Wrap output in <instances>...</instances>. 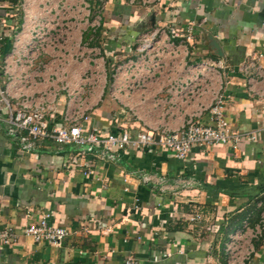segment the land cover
I'll return each instance as SVG.
<instances>
[{
    "label": "crops",
    "instance_id": "obj_1",
    "mask_svg": "<svg viewBox=\"0 0 264 264\" xmlns=\"http://www.w3.org/2000/svg\"><path fill=\"white\" fill-rule=\"evenodd\" d=\"M0 7L1 85L26 77L21 90L35 97L57 88L56 113L78 94L91 107L86 128L137 137L190 121L209 125L207 109L219 94L230 128L255 134L236 149L194 147L184 160L159 146L107 153L113 160L88 153L80 168L72 163L77 147L23 151L0 126V231L16 236L0 246V264H227L229 235L244 221L255 228L264 211L257 207L264 201V0H0ZM189 23L197 25L187 41ZM172 30L171 51L155 44L140 74L131 63L114 81L116 66L142 54L140 37L157 41ZM39 31L47 34L44 51L30 63L11 56L15 36L25 46ZM251 59L253 69L243 72ZM217 62L223 68L215 66L200 98L175 100L169 90L189 80L186 66ZM148 72L154 79L141 85ZM196 213L202 219L191 222ZM43 216L68 232L61 246L22 234ZM252 249L245 264H264V232Z\"/></svg>",
    "mask_w": 264,
    "mask_h": 264
},
{
    "label": "built area",
    "instance_id": "obj_2",
    "mask_svg": "<svg viewBox=\"0 0 264 264\" xmlns=\"http://www.w3.org/2000/svg\"><path fill=\"white\" fill-rule=\"evenodd\" d=\"M83 12L87 17L89 12L86 7L83 8ZM84 24L88 26L90 23L87 19H84ZM196 25L187 24L185 37L187 41L191 40ZM170 34L169 38L166 36L167 34L162 33L159 36L157 34V41L153 37H140L138 49L142 54L133 62L116 66L113 73L114 81L118 80L119 76L131 63L134 68L138 67L144 56L154 48L155 44L159 48L168 46L171 51L174 48V43L170 40L176 38L177 35L173 30ZM162 35L165 37H162ZM1 41L2 35L0 32ZM46 43L47 34L42 31L36 32L34 38L27 42L25 46L19 45L17 36H15L11 56L16 57L19 62L22 58H25V62L30 63V60L39 55L38 52L44 51ZM178 53H180L179 50L173 51L175 56H178ZM215 66L220 69L223 68L220 62L214 65L195 63L186 66L185 71L191 75H189V80L172 85L169 90L175 93V100L186 103L189 98H192V100L200 98L208 86L209 77L215 73ZM253 67L254 63L251 59L242 65L241 70L246 73L252 70ZM138 69V72H134L137 75L140 74L141 67H138ZM7 71L5 68L4 73H7ZM1 77L0 72V126H3L5 134L16 142L23 151H33L37 148L48 150L52 146H75L79 149V152L72 159V163L80 168H82V165H79V159L88 153H99L98 156L101 160L106 156L113 160L114 157L107 155V153L113 154L127 148L142 150L151 146H159L171 153L177 160H184L194 147L209 149L215 145H231L233 149H236L237 143L242 138L248 137L250 140L255 138L254 133L248 136V134L245 135L230 128L223 113L224 101L219 94L214 96L212 104L207 109L210 115L209 125H204L199 121H190L181 130L175 132L147 130L137 137H133L128 132L119 130L104 135L97 128H86L85 124L90 120L89 111L91 107L90 103L81 100L78 94H69L64 110L56 113L54 105L56 104L57 88H52L42 96H28L26 91L21 90L25 88L22 83L27 80L26 77L21 78V81L9 77L4 86L1 85ZM143 78L139 81L141 85L143 81L147 82L154 79L153 72H148ZM98 79L99 76L96 80ZM111 95L113 98H118L117 92L114 93V90ZM56 116H58L57 120ZM82 174L87 176L89 171L83 170ZM143 180L145 184L149 185L147 178ZM263 204L264 201L258 202L257 207L261 209ZM200 219H202L201 214L196 213L189 220L193 222ZM248 229V221H244L238 230L229 235L223 249L227 264H245L249 260L253 254L252 241L261 238L264 232V211L260 213L255 228ZM22 234L30 238L33 243L49 244L57 247L61 246L68 236L65 229L49 225L46 216L40 217L36 223L28 225L22 230ZM15 239V234L9 228L0 231V246L12 244ZM124 264L134 263L132 259H128Z\"/></svg>",
    "mask_w": 264,
    "mask_h": 264
},
{
    "label": "trees",
    "instance_id": "obj_3",
    "mask_svg": "<svg viewBox=\"0 0 264 264\" xmlns=\"http://www.w3.org/2000/svg\"><path fill=\"white\" fill-rule=\"evenodd\" d=\"M261 238H262V236H261ZM260 239V238H259Z\"/></svg>",
    "mask_w": 264,
    "mask_h": 264
},
{
    "label": "rangeland",
    "instance_id": "obj_4",
    "mask_svg": "<svg viewBox=\"0 0 264 264\" xmlns=\"http://www.w3.org/2000/svg\"><path fill=\"white\" fill-rule=\"evenodd\" d=\"M260 215V214H259ZM259 220V219H258Z\"/></svg>",
    "mask_w": 264,
    "mask_h": 264
}]
</instances>
